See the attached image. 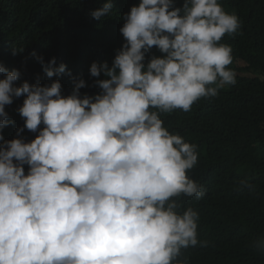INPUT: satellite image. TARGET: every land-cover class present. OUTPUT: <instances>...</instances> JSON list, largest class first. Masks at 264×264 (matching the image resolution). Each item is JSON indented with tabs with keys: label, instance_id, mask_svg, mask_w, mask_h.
Returning <instances> with one entry per match:
<instances>
[{
	"label": "clouds",
	"instance_id": "9594fccd",
	"mask_svg": "<svg viewBox=\"0 0 264 264\" xmlns=\"http://www.w3.org/2000/svg\"><path fill=\"white\" fill-rule=\"evenodd\" d=\"M112 12L109 0L91 16ZM123 19L112 65L90 67L105 77L95 96L81 97L82 78L67 97L59 80L16 86L21 73L0 65V128L10 122L5 106L24 95V127L39 132L0 145V264H181L182 249L207 245L198 212L179 211L182 195H206L188 175L197 145L170 133L161 114L235 85L233 50L221 41L240 21L219 0H141ZM154 46L164 55L145 64ZM36 59L49 78L66 71Z\"/></svg>",
	"mask_w": 264,
	"mask_h": 264
},
{
	"label": "trees",
	"instance_id": "16d2710c",
	"mask_svg": "<svg viewBox=\"0 0 264 264\" xmlns=\"http://www.w3.org/2000/svg\"><path fill=\"white\" fill-rule=\"evenodd\" d=\"M107 2L0 0V65L21 73L16 86L25 81L45 86L59 80L67 97L74 81L82 78L87 86L80 89L81 97L100 94L96 80L105 77H92L90 67L112 65L126 42L120 31L123 17L141 0H111V16L93 18L91 13ZM219 2L241 25L237 34L221 41L233 50L229 67L236 73L235 85L220 89L216 97L201 98L189 112L161 114L170 133L197 145L198 162L188 175L206 190L200 200L182 195L179 211L191 207L198 212V239L207 245L182 249L178 260L181 264H264V251L257 247L264 239V0ZM175 4L182 7L184 0ZM163 55L154 46L144 63ZM36 56H42L45 65L55 58V67L66 65L65 73L47 77ZM25 98H14L5 106L10 122L0 128V145L13 139L30 143L38 136V131L24 127L18 111ZM24 168L27 175L29 166Z\"/></svg>",
	"mask_w": 264,
	"mask_h": 264
}]
</instances>
